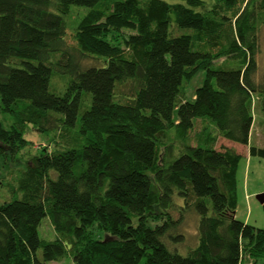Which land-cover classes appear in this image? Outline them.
I'll return each instance as SVG.
<instances>
[{
	"label": "trees",
	"instance_id": "obj_1",
	"mask_svg": "<svg viewBox=\"0 0 264 264\" xmlns=\"http://www.w3.org/2000/svg\"><path fill=\"white\" fill-rule=\"evenodd\" d=\"M72 5L88 8L75 44L66 38ZM263 27L264 0H0V98L12 118L9 127L0 119V159L32 144L29 124L54 143L25 159L12 197L0 199V264L68 253L74 264H264V230L236 215L243 155L216 147L219 135L249 143L254 95L264 112ZM224 53L236 64L216 66ZM55 70L70 75L63 94L51 89ZM201 70L187 100L185 84ZM128 80L134 92L118 101ZM84 93L91 105L80 116ZM198 119L217 133L192 145ZM250 152L264 158V147ZM46 216L53 240L38 233Z\"/></svg>",
	"mask_w": 264,
	"mask_h": 264
},
{
	"label": "rangeland",
	"instance_id": "obj_2",
	"mask_svg": "<svg viewBox=\"0 0 264 264\" xmlns=\"http://www.w3.org/2000/svg\"><path fill=\"white\" fill-rule=\"evenodd\" d=\"M72 12L67 16L69 22V28L66 35V38L70 44H75L74 38V28L77 26V22L88 12V8L86 6H78L72 5ZM174 34L182 33L181 30L174 28ZM126 32H131L130 30H126ZM61 56V52H55L53 54L54 59H59ZM237 55L234 53H224L221 54L215 59L216 66L228 67L229 65L236 64ZM100 64H105L103 58L99 57ZM258 61L260 64V70H263L264 67V27L262 28L260 34L259 41V53H258ZM85 62L92 63L93 60L86 59ZM206 72L205 70L199 71L191 80H189L185 84V98L187 100H193L195 96V91L198 87H200L205 80ZM70 80V75L63 74L58 71H54L52 79H51V89L52 91L63 94L65 93ZM135 89V83L131 80H128L124 83L118 85L116 91V99L118 101H125L127 97L132 95ZM91 105V94L84 93L83 96V105L80 111V116L83 111L87 109ZM253 113L255 115V119L257 120L254 124V132L259 133V138L264 139V112L261 109V98L259 95H254L253 97ZM177 117V110L174 111V118ZM0 119L3 121L5 127H9L12 122L11 115L6 113L2 109V100L0 98ZM209 120V118H206ZM202 121L198 119L195 127L190 131L189 136L187 138V142L192 145L200 144L204 134L208 130H212V132L217 133L215 126L211 124L209 121ZM209 128V129H208ZM50 134L39 132L34 128L32 124H29L25 136L28 140L32 141V144L26 147L20 156L16 158L15 161L4 162L0 159V199L12 197L11 186L15 184L18 168L24 165L25 159L31 154H37L40 152L42 147L47 146L49 149H54V143L50 141ZM168 140H171L175 143L176 151H181L183 147V140L178 139L173 130L168 131ZM227 143L226 139L223 136L219 135L218 141L216 143V147L221 148ZM259 144H263L261 142ZM226 146V145H225ZM177 153L176 155H179ZM237 199H238V214L237 217L239 219L244 220L248 217V200L246 198V190H245V182L246 179L250 182V185L260 184L262 189L261 192H264V158L260 155H256L253 157L243 156L241 159L237 172ZM259 192V193H261ZM256 193L252 196L254 214L249 223V225L254 223H259L260 228L264 230V207L263 204L258 200ZM179 203H182L180 200ZM236 210V211H237ZM156 221H153L154 223ZM248 223V222H247ZM185 232L188 234L189 243L194 245L196 243V220L195 217H190L187 222V226L185 227ZM38 233L40 237L48 240H53L56 238L55 229L49 219V217H44L38 227ZM181 248L184 249V244L181 245ZM52 264H74L71 255L68 253L62 260L54 261Z\"/></svg>",
	"mask_w": 264,
	"mask_h": 264
},
{
	"label": "crops",
	"instance_id": "obj_3",
	"mask_svg": "<svg viewBox=\"0 0 264 264\" xmlns=\"http://www.w3.org/2000/svg\"><path fill=\"white\" fill-rule=\"evenodd\" d=\"M257 120L255 119V115H254V123L251 129V133H250V139H249V143L248 144H242V143H237V142H232L230 140H226L227 143L225 144L228 147H233L236 149L237 152H239L240 154H242L243 156H248L253 157L256 155H252L250 152V148L251 146H257V147H264L263 144H259L261 142H264V139H261V137L259 138V133H255L254 132V124ZM243 158V157H242ZM245 190H246V198L248 200V217L245 218L243 221H245L246 223H250L253 214H254V208H253V202H252V196L256 193L261 192V185L258 184H253L252 186L250 185V182L248 181V179H246L245 182ZM258 195V194H257ZM238 214V210L236 212V215ZM242 220V219H241ZM255 227L260 228L259 223H254L252 224Z\"/></svg>",
	"mask_w": 264,
	"mask_h": 264
},
{
	"label": "water",
	"instance_id": "obj_4",
	"mask_svg": "<svg viewBox=\"0 0 264 264\" xmlns=\"http://www.w3.org/2000/svg\"><path fill=\"white\" fill-rule=\"evenodd\" d=\"M257 198L262 204H264V192L259 193Z\"/></svg>",
	"mask_w": 264,
	"mask_h": 264
}]
</instances>
